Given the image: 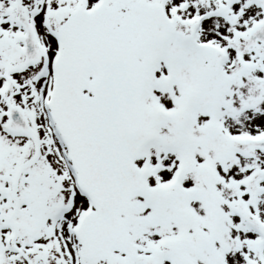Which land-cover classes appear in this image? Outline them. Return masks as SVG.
I'll list each match as a JSON object with an SVG mask.
<instances>
[{
  "label": "snow or ice",
  "instance_id": "obj_1",
  "mask_svg": "<svg viewBox=\"0 0 264 264\" xmlns=\"http://www.w3.org/2000/svg\"><path fill=\"white\" fill-rule=\"evenodd\" d=\"M0 264H264V0H0Z\"/></svg>",
  "mask_w": 264,
  "mask_h": 264
}]
</instances>
